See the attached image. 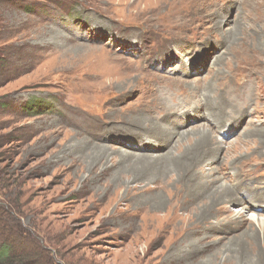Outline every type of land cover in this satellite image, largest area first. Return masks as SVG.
<instances>
[{
	"label": "rangeland",
	"instance_id": "1",
	"mask_svg": "<svg viewBox=\"0 0 264 264\" xmlns=\"http://www.w3.org/2000/svg\"><path fill=\"white\" fill-rule=\"evenodd\" d=\"M253 217L264 0H0V237L56 264H264Z\"/></svg>",
	"mask_w": 264,
	"mask_h": 264
},
{
	"label": "trees",
	"instance_id": "2",
	"mask_svg": "<svg viewBox=\"0 0 264 264\" xmlns=\"http://www.w3.org/2000/svg\"><path fill=\"white\" fill-rule=\"evenodd\" d=\"M25 231H28L29 235L32 233L30 229ZM2 236L0 237V264H56L51 252L47 251L40 241L31 238V235L30 240L23 247L17 244L21 240L15 238L11 231H5Z\"/></svg>",
	"mask_w": 264,
	"mask_h": 264
},
{
	"label": "bare ground",
	"instance_id": "3",
	"mask_svg": "<svg viewBox=\"0 0 264 264\" xmlns=\"http://www.w3.org/2000/svg\"><path fill=\"white\" fill-rule=\"evenodd\" d=\"M184 1V0H183ZM179 3V2H178ZM172 7V6H171ZM173 8V7H172ZM180 51V50H179ZM192 52V50H187L186 52H182L181 53V57H183L184 58V60L186 59V58H188V59H190L191 60V53ZM190 54V55H189ZM189 60V61H190ZM188 63V62H187ZM194 69V68H193ZM193 69H189V71L191 72V73H193ZM165 90V89H164ZM163 93V95L162 96H164V97H166L167 99H169L168 97H169V95H165L166 93H164V91L162 92ZM203 99V98H202ZM182 101V100H181ZM204 101V100H203ZM174 108H175V106H173ZM205 108L208 110V111H210V113H214V115L216 114V112L218 111L217 110V108H215V110L213 111V110H211L210 109V107H208L207 105L205 106ZM160 109L161 110H163L164 112H165V115H168V116H171L172 114L171 113H173L174 112V109L173 108H171V109H169V108H167L166 106H164L163 104L161 105V107H160ZM176 109V108H175ZM169 110H171L170 112H169ZM185 115H187V112H184V116ZM238 115V113H234V114H231L230 115V119L234 116H237ZM233 122H236V120H234V121H232V120H230V123H233ZM207 131V130H206ZM205 133V132H204ZM204 136V135H203ZM204 138V137H203ZM206 140H207V138H206ZM201 142V141H200ZM155 147V146H154ZM154 147H152V148H150V149H155ZM244 208H248V206H245ZM243 208V209H244ZM245 210V209H244ZM246 211V210H245ZM254 223H257L258 222V224L259 225H264V219H260L259 217H253V220H252Z\"/></svg>",
	"mask_w": 264,
	"mask_h": 264
}]
</instances>
